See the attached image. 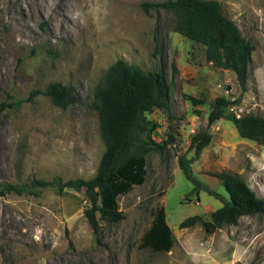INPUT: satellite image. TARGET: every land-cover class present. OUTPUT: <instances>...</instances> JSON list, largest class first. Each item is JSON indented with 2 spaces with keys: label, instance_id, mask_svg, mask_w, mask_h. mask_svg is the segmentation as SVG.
<instances>
[{
  "label": "rangeland",
  "instance_id": "1",
  "mask_svg": "<svg viewBox=\"0 0 264 264\" xmlns=\"http://www.w3.org/2000/svg\"><path fill=\"white\" fill-rule=\"evenodd\" d=\"M162 1L0 0V105L21 101L0 111V183L95 175L105 143L91 103L117 59L160 71L170 96L166 108L146 113L155 122L144 136L146 179L118 196L123 219L110 222L97 213L95 236L83 189L0 195V264H264V214L213 231L200 222L180 226L193 215L209 221L221 201L203 187L193 191L178 164L180 156L190 158L193 174L225 197L212 173H237L264 199V145L239 136L230 121L231 114L264 116V0H217L254 46L243 93L232 69L207 61L202 44L174 30L171 11L150 6ZM53 82L70 85L75 102L60 108L44 94L24 100ZM188 96L202 103L193 105ZM217 96L231 101L227 116L210 127V142L196 153L190 138L206 128ZM159 206L173 246L139 248Z\"/></svg>",
  "mask_w": 264,
  "mask_h": 264
},
{
  "label": "trees",
  "instance_id": "2",
  "mask_svg": "<svg viewBox=\"0 0 264 264\" xmlns=\"http://www.w3.org/2000/svg\"><path fill=\"white\" fill-rule=\"evenodd\" d=\"M150 6L156 11H171L175 16L174 30L202 44L206 60L215 66L232 69L241 92L247 90L250 56L254 46L240 34L235 22L222 12L217 0H164ZM173 69L176 71L175 66ZM36 94L48 96L60 108H66L76 100L74 89L59 82L49 84L45 90H33L24 100L31 101ZM93 95L91 105L97 112L100 133L105 143L95 175L89 179L63 180L56 176L50 180L33 178L27 183H0V195L14 193L37 196L48 188H56L59 192L67 188L83 189L89 202L84 215L93 234L97 236L99 218L110 222L123 219L118 196L127 194L134 185L144 183L147 174L145 151L148 149L144 136L155 127V122L149 120L146 113L154 108H166L170 96L169 86L160 71L144 72L137 65L121 58L108 67L102 80L95 86ZM188 99L193 105L202 103V100L193 96H188ZM20 103L1 104L0 111L7 106L18 107ZM230 103L224 96L215 97L207 115L206 128L190 138L189 146L196 153L210 142V127L227 116L226 108ZM195 112L199 114L200 110ZM230 121L239 136L264 145V116L231 114ZM157 149L162 147L157 145ZM178 164L184 176L194 184L193 191L203 187L208 194L221 201V206L211 212L209 221L193 215L182 220L181 227L200 222L207 231H213L223 225L236 224L241 216L264 214V199L256 196L239 174L226 170L212 173L221 180L227 193L225 197L204 186L193 174L190 158L180 156ZM173 243L174 236L167 223L165 209L159 206L138 247L169 251Z\"/></svg>",
  "mask_w": 264,
  "mask_h": 264
}]
</instances>
